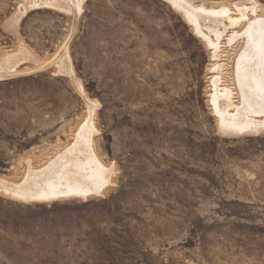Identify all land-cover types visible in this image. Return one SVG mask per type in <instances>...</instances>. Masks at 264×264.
Returning <instances> with one entry per match:
<instances>
[{
    "label": "rangeland",
    "instance_id": "obj_1",
    "mask_svg": "<svg viewBox=\"0 0 264 264\" xmlns=\"http://www.w3.org/2000/svg\"><path fill=\"white\" fill-rule=\"evenodd\" d=\"M21 2L0 0V63L37 69L68 40L72 77L0 80V182L69 143L86 102L113 177L86 200L0 192V264H264V131L223 134L211 106L214 75L232 88L231 48L213 58L163 0H82L78 18Z\"/></svg>",
    "mask_w": 264,
    "mask_h": 264
},
{
    "label": "bare ground",
    "instance_id": "obj_2",
    "mask_svg": "<svg viewBox=\"0 0 264 264\" xmlns=\"http://www.w3.org/2000/svg\"><path fill=\"white\" fill-rule=\"evenodd\" d=\"M196 1L170 0V3L193 34L211 51L213 58H217L221 46L231 48L233 52L232 88L220 89L221 76L218 75L210 81L211 106L219 130L235 136L259 134L264 131V8L250 0L234 4L200 1L198 6H194ZM82 3V0H22L18 13L37 8L53 9L71 12L78 18ZM67 44L68 40L51 61L39 63L37 69L27 72L18 71L17 61L6 55L0 63V80L33 74L57 65L60 67L58 71L72 77L66 63ZM214 67L216 70L217 66ZM85 104L87 116L77 126L70 142L54 149L42 164L28 161L18 182H0L3 195L27 203H47L55 199L86 200L103 195L112 185L113 170L97 156L94 104Z\"/></svg>",
    "mask_w": 264,
    "mask_h": 264
},
{
    "label": "water",
    "instance_id": "obj_3",
    "mask_svg": "<svg viewBox=\"0 0 264 264\" xmlns=\"http://www.w3.org/2000/svg\"><path fill=\"white\" fill-rule=\"evenodd\" d=\"M163 1L171 6L170 0H163ZM59 200H60V199H55V200L50 201V202H56V201H59ZM47 203H48V202H47Z\"/></svg>",
    "mask_w": 264,
    "mask_h": 264
}]
</instances>
